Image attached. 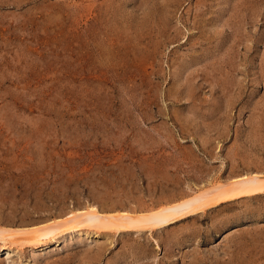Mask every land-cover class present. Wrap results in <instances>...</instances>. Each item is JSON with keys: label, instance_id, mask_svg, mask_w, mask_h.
<instances>
[{"label": "rangeland", "instance_id": "rangeland-1", "mask_svg": "<svg viewBox=\"0 0 264 264\" xmlns=\"http://www.w3.org/2000/svg\"><path fill=\"white\" fill-rule=\"evenodd\" d=\"M243 179L264 183V0H0V246ZM127 224L0 264H264V191Z\"/></svg>", "mask_w": 264, "mask_h": 264}, {"label": "bare ground", "instance_id": "bare-ground-1", "mask_svg": "<svg viewBox=\"0 0 264 264\" xmlns=\"http://www.w3.org/2000/svg\"><path fill=\"white\" fill-rule=\"evenodd\" d=\"M208 189L209 190L205 192V195L200 194L197 198H195L197 199L195 203L183 204L167 210H159L156 212L151 211L148 212L149 214L142 216V218L140 215L139 219H135L134 216H131L132 214L129 215L128 213H126V215H112V217L104 218L103 216L101 217L99 213H97V210L94 207H88V209H86L84 212H75L70 215L68 219L64 221H58L46 226L45 228L29 231L25 230L22 231V233L17 234L15 233L10 238L11 244L0 246V250L9 252L12 251L14 247L22 246L23 243H18L17 240L30 242L31 248L43 246L42 244L46 246L45 242L47 238L57 234L58 232L60 233L63 230H72L75 233L82 234L83 232H81V230L88 232V229L94 228V233L97 234L99 233V230L104 231L109 227V225H112L113 223L129 224L130 222L132 223L134 221L140 222L141 225H168L190 215L191 211L195 210V204L197 203H202L205 200L213 199L214 197H218L220 199H232V197H236L238 195L261 192L264 191V183L257 179L250 181L243 179L240 183L238 181H232L225 188L217 185L211 186V188ZM135 217L137 218V216ZM43 240L44 242H42Z\"/></svg>", "mask_w": 264, "mask_h": 264}]
</instances>
